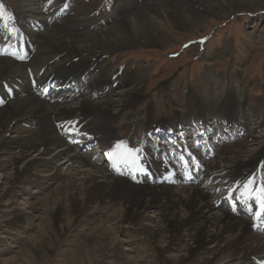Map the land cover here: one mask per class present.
Returning a JSON list of instances; mask_svg holds the SVG:
<instances>
[{"label":"bare ground","instance_id":"bare-ground-1","mask_svg":"<svg viewBox=\"0 0 264 264\" xmlns=\"http://www.w3.org/2000/svg\"><path fill=\"white\" fill-rule=\"evenodd\" d=\"M49 1L55 0H16L13 10L0 3V45L22 40L29 51L25 62L0 58V94L5 101L0 107V172L8 171V167L13 170L7 178L12 197L17 185L37 184L35 177L43 169H55L54 174L43 177H47L49 183L57 178L61 180L54 191L56 199L49 214L52 215V222L43 227L38 240L29 243L28 250H40L39 245L48 247L69 233L72 227L81 224L84 215L112 212L116 208L106 218V228L98 226L95 233L84 235L78 242L81 256L89 259L87 254L98 252L113 264H214L215 261L221 264H264V233L254 231L251 222L219 206L221 198L231 193L235 197H247L241 193L249 181L253 182L251 188L254 190L258 191L260 184L264 186V146L253 151L243 145L229 151L222 148L221 153L214 154V162L208 163L206 157H210L209 152L213 150L210 141L217 140L215 133L208 130L209 142L202 139L195 141L210 144L207 148L209 152L203 154L192 149L198 155L195 157L208 163L206 165L196 158L206 167L198 184L158 185L144 180L142 185H134L126 178L115 176L116 169L129 171L137 167L125 149H132V143L139 140L141 134L161 128L167 130L168 127L151 121L152 118L146 120L143 126L140 114L135 112L125 125L132 132L131 139H120L118 131L123 125L119 121L121 111L133 108L142 99L147 77L139 70L115 71L112 62L107 61L109 54L139 45H160V26L176 31L183 24L177 11L180 8H190L193 13L190 19L199 24L205 22L203 11L217 15L227 1L231 6L242 7L263 0H143L138 9L130 0H119L98 18L87 16L80 0H56L54 13L45 11ZM127 8L128 11L125 10ZM121 11L123 16L114 21ZM31 78L38 84L37 89L33 88ZM206 79L214 87L201 93L197 116L211 118L215 124L226 121L225 126L229 127L235 123L234 118L242 110L241 107H246L242 101L243 92L236 85L234 93L229 94V77L226 75L215 76L210 72ZM6 87L14 91L12 98L6 96ZM47 87H54L49 89L48 96L41 90ZM66 87L70 88L68 93L56 90ZM167 87L163 84L165 90ZM186 89L191 95V89ZM244 119V123L236 125L247 127L249 120ZM192 120V117L177 116L174 121L181 123L173 124L174 135L171 137H183L185 129L182 127ZM229 120L230 124L227 123ZM59 131L63 136L59 135ZM162 134L165 137L168 135L167 132ZM79 135L95 137L98 151L92 155L74 151L73 145L79 140L76 138ZM183 142L176 150L171 149L175 151L173 155L183 150L182 145H187L186 139ZM119 145L124 147L118 148ZM188 147L185 149L188 150ZM15 149L17 154L13 153ZM165 149L155 143L153 146L150 144V148L144 145L140 150L144 157L137 155L138 161H146L143 170L155 178H161L168 172L160 165L163 158L158 159ZM41 151L54 152V160L43 159ZM102 152L108 155L107 158H115L111 161L113 173L93 163V157ZM236 153L242 154L240 159H227ZM31 155L34 156L30 158ZM2 156H8V160L3 161ZM218 160L230 161V166L234 165L233 169H229L232 170L230 178L219 177L224 167L215 163ZM211 176L217 182L216 189H225L216 197L203 188V180ZM3 196L0 195V205L5 204ZM255 196L256 192L251 198L255 199ZM40 209L38 205L31 204L26 213L28 218L33 221ZM151 212L155 214L154 218L148 214ZM24 215L21 211L16 213L7 224H30L31 221H25ZM64 220L69 223H60L58 227L59 221ZM124 238L129 250L147 249L149 245L152 249L132 261L122 253L127 248L118 251ZM175 250L180 255L170 254Z\"/></svg>","mask_w":264,"mask_h":264},{"label":"rangeland","instance_id":"rangeland-1","mask_svg":"<svg viewBox=\"0 0 264 264\" xmlns=\"http://www.w3.org/2000/svg\"><path fill=\"white\" fill-rule=\"evenodd\" d=\"M55 1H49L48 4ZM80 1L86 8L84 12L87 16L90 15L94 18H98L100 15L106 14V12L104 13L105 8L110 9L119 0ZM114 1L115 4L111 6ZM142 1L143 0H130L133 7L137 9ZM150 1L157 2L159 0ZM257 2L258 1H254L249 4H244L242 7L234 5V7L230 5V1H227L217 15H215L216 13L214 12L207 13L203 11L204 15L202 17L205 22L199 24L196 22L194 23L190 19L193 14L190 11V8H180L177 11L182 16L179 20L182 21L183 24L180 25L176 31L170 29L165 30V27L160 26V33H162L161 39L159 38L160 45L154 47L139 45L137 48L126 50L124 52L109 54L107 61L110 63L112 62L113 70H123L125 72H136L139 70L141 74L147 77L142 99L139 100L133 108H123L124 110L121 111L119 121L123 125L118 131L120 139L122 138L128 141L131 139L132 132H129L128 129L125 128V125L129 122L128 120L130 116L135 112L140 114V124L143 126L146 125V120L152 118L150 119L151 121L161 122L162 124L167 125L168 128H172L174 123H181L174 121L177 116L187 119L192 117V122L182 127V129H185L183 130L185 131V135L183 136V139H181H186L187 145L180 146L183 149L187 146H191L189 150L192 152H190L195 154V156H198L197 153L192 150L194 148L189 143H195V140L187 139H192L189 135L190 131H192L191 127L195 126L198 128V125L200 124H198L199 121L209 120L207 124L204 123L202 128L205 129L207 133L212 130L217 137V128L220 130L222 125L223 128L226 127V121L221 120L218 124H215V121H212L211 118H200L197 116V107L200 106L198 101L200 100L201 93L207 89H213L214 87L212 82H207L206 79L208 74L213 72L215 76L226 75L229 77L227 83L229 85L227 86L229 94L232 92L234 93L236 85H238L239 90L242 91L244 95L242 101L246 104V107H241L242 110L237 113L234 118L235 123L226 127L229 135L225 130L223 131L226 137H228L227 142H225V144H213L211 143L212 141L210 142L215 149L214 154L217 156L222 148H227L229 151L230 149L239 148L241 145L247 147L251 151L263 147L264 0ZM0 3L5 7L7 6L10 10H13L16 7V0H0ZM56 3L57 1L54 4L52 3L49 12L54 13L53 11ZM105 3L106 5H104ZM125 10L128 11V8ZM99 13L101 14L98 16ZM123 14V11L117 14L114 21H118L119 16L121 18ZM44 17H47V15H44ZM162 36H164V39ZM235 75H238V77H235ZM163 84L168 86L167 90L163 88ZM187 87L191 89V95L187 94ZM207 103L212 106L210 102ZM193 115L196 117H193ZM244 117L249 120L248 126L245 127L244 124L237 126V123L245 122ZM227 123L230 124L231 121L229 120ZM211 127L213 129H211ZM168 128L165 130L166 132L168 131ZM147 133L148 132H146L144 139H146L152 146L154 143L159 145L161 149H165L167 148V145H171V140L174 138L171 137V135L165 137L162 133L160 135L158 134L160 137L157 135L149 138ZM218 134H221V132ZM141 136L142 134L140 137ZM160 138L167 144L163 145L161 140L160 142H157ZM217 140L220 141L219 139ZM206 147L209 149V146ZM73 150L76 151L77 149L73 148ZM97 151L98 150L95 148L92 151L87 152L88 154L84 153V155H92ZM201 151L199 150L198 152ZM13 153L17 154L18 150H13ZM40 153L41 157L47 161H52L55 156L54 152L43 153V151H41ZM33 156L34 155H31L30 158ZM98 156L93 157V163L107 169L101 161H94V158H98ZM241 156L242 154L240 153L231 154L227 159L235 161L240 159ZM215 157L213 156V159L211 160L212 162L210 161L211 163L214 162ZM1 159L7 161L8 156H2ZM199 161H203L206 165L209 163L204 160ZM215 163H219L224 167L222 173L218 176L222 178H230V172H232V170L229 169H233L234 165L230 166V161L225 160H218ZM12 172L13 170H11L10 167H8V171L0 172V195L4 194L3 197L5 200V204L0 205V263L113 264L111 260H105L102 257L103 255L101 253L98 254V252L94 255L87 254L89 259H86L84 256H81L82 253L77 247V244L82 240L84 235H88L91 232L95 233V231L99 229L98 226L106 228V226H108L105 225L107 223L106 218L109 217L110 214H113L116 208L112 212L103 211L98 215H91L92 217L90 215H84L81 218V224L72 227L69 233L53 241L54 243H51L48 247L44 248L39 245L40 250H28L29 243L36 239L38 240L42 229L46 228L52 222V215L49 216V214L50 210L54 207L52 203L56 199L54 191H56V187L60 185L61 180L57 178L55 179L56 181L49 183L48 178L43 177L44 175L47 176V174H54L55 169H43L42 171L37 172L35 177L37 184L34 182L33 184L23 183L17 185L12 197L11 192L9 191V185L7 184V178ZM69 172L70 171L67 173ZM244 172L246 173V170H243V173ZM203 181V188L208 194L213 196L214 189H216L215 183L217 182H214L215 180L213 176ZM189 186H193V184H190ZM67 203L68 202H65L64 204L68 205ZM31 204L38 205L39 208H41L33 221H31L26 214L29 212ZM2 211L7 213H3ZM20 211L25 213L24 219L25 221H31L30 224L25 226L20 223L7 224L9 219ZM8 213L10 214L8 215ZM148 214L152 218L155 217V214L152 212ZM243 219L246 218L243 217ZM60 223L66 225L69 221H59L58 227L61 226ZM119 239H121V237H119ZM146 247L147 249L141 247L140 250H129L130 247L124 238L119 245L118 251L122 252L124 248H127L122 253L125 254L128 259L136 261L140 254L143 255L144 251L150 252L152 249L150 245ZM170 254L178 256L180 255V252L175 250ZM102 260H104L103 263H101ZM144 263L145 262L139 264ZM214 264L221 263L215 261Z\"/></svg>","mask_w":264,"mask_h":264},{"label":"snow or ice","instance_id":"snow-or-ice-1","mask_svg":"<svg viewBox=\"0 0 264 264\" xmlns=\"http://www.w3.org/2000/svg\"><path fill=\"white\" fill-rule=\"evenodd\" d=\"M0 8H2V6H0ZM0 103H2V101H0ZM122 147L124 146L123 145L118 146V148H122ZM139 151H140L139 149H125L127 156L133 158L132 159L133 163H136L138 161L139 158L135 154L138 153ZM124 162L127 163V159H125ZM252 183H253L252 181H249V185L246 186L245 191L241 193V195L251 198L253 193L256 192V199L261 201V207L264 208V187L260 188L258 191L254 190L251 188Z\"/></svg>","mask_w":264,"mask_h":264}]
</instances>
